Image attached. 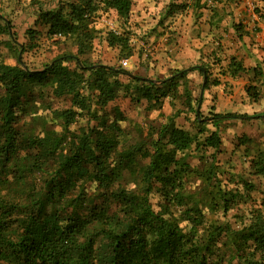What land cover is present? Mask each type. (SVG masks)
Returning <instances> with one entry per match:
<instances>
[{
  "label": "trees",
  "instance_id": "trees-1",
  "mask_svg": "<svg viewBox=\"0 0 264 264\" xmlns=\"http://www.w3.org/2000/svg\"><path fill=\"white\" fill-rule=\"evenodd\" d=\"M193 4L194 13L205 9L201 0ZM130 10V0H58L53 7H39L44 37L69 42L75 52L57 54L40 69L0 61V264H264L262 210L251 209L247 222L235 230L227 221H206L200 209L205 203L209 212L224 217L233 202L244 198L236 190H221L214 153L204 159L206 151L218 152L221 145L216 129L205 133L206 120L217 127L240 117L214 114L200 122L198 116V131L205 135L197 138L177 127L172 115L148 124L145 132L134 126L135 139L121 126L124 113L116 106L106 110L121 94L145 101L148 112L160 111L166 99L184 96L194 114L198 101L188 91L187 74L199 71L205 78L203 90L221 83L210 80L202 66L153 80L87 61L99 14L114 11L126 20ZM232 27L239 39L247 35L242 25ZM26 34L35 38L36 32ZM0 35L14 47L11 24L1 12ZM106 42L120 57H133L124 32H108ZM67 61L74 65L64 66ZM248 72L253 79L244 91L257 103L261 92L256 83L264 84L259 64L247 68L230 56L219 75L235 79ZM121 76L127 77V84L120 82ZM65 99L66 108L52 107L53 101ZM32 108L34 115L46 112L42 128L37 134L23 133L19 112ZM48 116L59 130L48 127ZM79 119L86 124L71 131L69 126ZM189 152L199 156L203 166L191 165ZM251 163L252 173L263 178L264 185V155ZM125 179L132 187L122 183ZM197 180L200 190L193 187ZM87 183H94L95 190L88 193ZM153 193L159 197L156 208L150 201Z\"/></svg>",
  "mask_w": 264,
  "mask_h": 264
},
{
  "label": "rangeland",
  "instance_id": "rangeland-1",
  "mask_svg": "<svg viewBox=\"0 0 264 264\" xmlns=\"http://www.w3.org/2000/svg\"><path fill=\"white\" fill-rule=\"evenodd\" d=\"M57 1L0 0V12L10 22L11 32L14 34V47L7 46L4 43L7 36L0 35V61L9 65H16L19 62L29 69H40L57 54L75 52L74 46L69 42L62 40L52 42L44 37L45 30L38 25L37 9L53 7ZM130 1L131 10L126 20L118 18L114 11L100 13L96 18L94 26L97 33L93 42V50L86 56L87 61L122 68L121 61L127 59L128 64L124 70L132 75L153 80L166 78L177 70L202 66L208 71L210 80L217 78L221 83L218 86L209 85L206 90H203L200 98V85L203 78L198 71H191L193 74L190 73L191 76L195 75V77L193 80L191 78L188 91L192 92V98L201 102L199 105L197 102L194 106V112L196 109L197 115L188 111L184 96L172 101L166 99L160 111L148 112L145 110V101L135 102L130 100L128 95L121 94L109 104L106 110L116 106L124 113L126 120L121 122V126L128 130L131 138L138 137V134L133 132L134 126L142 128V132H145L147 129L145 126L148 124L165 121L172 115H176L174 124L177 127L186 129L197 138H202L205 133L216 129L221 138L220 149L218 152L212 149L206 151L204 159L209 160V156L214 153V163L217 167L215 177L219 187L226 194L236 190L244 198L233 202L224 217L219 211L209 212L205 203L200 204V209L205 214L206 221L215 219L227 221L236 230L243 222H247L248 212L251 209H260L264 213L263 178L254 175L251 169V160L264 155V86L259 88L260 101L253 103L244 91L247 74L230 80L219 75V71L225 66L230 56L237 57L246 67L254 60H259L253 53L251 55L244 53L242 46L251 44L253 37L258 38L255 41L256 44H260L261 39L264 43V4L259 0H201V3L205 4V9L196 10L199 13H194L195 11H192L193 0ZM170 6L173 8L172 12L168 11ZM233 24L242 25L247 36L239 39L234 32ZM28 30L36 32L35 38H30L26 34ZM108 32L114 34L124 32V35L129 37L134 51L133 57H120L116 48L108 46L106 42ZM188 32L191 33L190 38H186ZM205 35L212 36V39L206 42L207 36ZM205 47L207 48L203 53ZM257 48L263 50L264 53V44L258 45ZM199 50L201 51L200 56H195ZM18 55H20V61H18ZM263 58L262 55L259 61ZM73 65V62L64 63V66ZM119 80L124 85L128 83L126 76H121ZM178 90L180 94L181 89ZM57 103L53 101L52 107L60 109V107L66 108L69 105L66 99ZM33 109L29 112H19V127L23 133L31 131L37 134L42 128L46 112L39 111L34 115L32 114ZM214 114H231L241 119H226L217 127H213L206 119ZM261 115L263 116L260 117ZM198 116L200 122L206 120L203 125L206 130L204 134L198 131L199 126L195 122ZM85 124V119H79L71 124L69 129L76 131L79 126ZM48 127L59 130L58 122L54 119L49 118ZM126 139L127 136L122 138V143ZM187 154L191 165L201 164L203 166L204 163L199 162V156L192 152ZM139 161L143 164L146 160ZM246 182L248 187L244 184ZM122 183H127V187H132L129 179H125ZM95 187L94 183L85 184L88 193L95 190ZM193 187L200 190L202 188L200 180L195 181ZM158 200V194L153 193L150 201L154 208Z\"/></svg>",
  "mask_w": 264,
  "mask_h": 264
},
{
  "label": "crops",
  "instance_id": "crops-1",
  "mask_svg": "<svg viewBox=\"0 0 264 264\" xmlns=\"http://www.w3.org/2000/svg\"><path fill=\"white\" fill-rule=\"evenodd\" d=\"M197 33V32H196ZM191 33L190 32H188L187 33V36H186V38H190L191 37V35H190ZM210 35H211V33H209ZM210 35H205V37L207 36V38H205L206 39V42H208V41H210L211 39H212V36H210ZM264 35V34H263ZM247 36V35H246ZM264 37V36H263ZM257 39L258 38H255V37H253L252 38V42H250L251 44H248V46L247 45H243L242 46V48L245 50V51H247V52H245L244 51V53H247V54H254L255 55V58L256 59H259L260 60V57L263 55L264 56V53H263V50L261 51V50H259L257 47H258V45H262V44H264V43H262V39L261 40H259L260 41V44H256L255 43V41H257ZM264 40V39H263ZM187 41V40H186ZM209 44H211V43H209ZM250 45V46H249ZM257 46V47H256ZM211 47V46H210ZM206 48L207 47H205L204 49H203V53H205V51H206ZM247 48V49H246ZM201 49H202V47H201ZM212 50H213V48H212ZM210 54L212 53V52H209ZM194 54H195V52H194ZM200 54H201V51L199 50L198 52H197V54L195 55V56H197L198 55V57L200 56ZM237 58V57H236ZM259 60H254L249 66H247V68H252V67H254L256 64H259L260 65V67H261V69H262V71L264 72V58L262 59V61H259ZM156 64H158V63H156ZM246 67V66H245ZM194 71H197V70H194ZM199 72V71H198ZM191 72H189L188 74H187V79L189 80V84H190V82H191V78H192V80L194 79V77H195V75L194 76H191V74H190ZM244 74H247V75H245L246 77H247V82H249V81H251L253 78H252V73L251 72H248V73H243V74H241L239 77H241L242 75H244ZM193 75V74H192ZM225 77V76H224ZM239 77H237V78H239ZM141 78V77H140ZM225 78H227V79H230V78H228V77H225ZM236 79V78H235ZM230 80H234V79H230ZM203 82V81H202ZM257 85H258V87L260 88V87H262V86H264V84L263 85H260V84H258V83H256ZM202 88V87H201ZM260 91V90H259ZM203 93V92H202ZM191 95H192V92H191ZM200 95V94H199ZM201 97H202V95H201ZM249 99V98H248ZM201 103V102H200ZM167 105V104H166ZM198 105H199V101H198ZM168 107V106H167ZM192 113V112H191ZM195 115H197L196 114V109H195ZM263 115H261L260 117H262ZM234 119H241V118H234ZM243 119V118H242ZM182 129H184V128H182ZM186 130V129H185Z\"/></svg>",
  "mask_w": 264,
  "mask_h": 264
},
{
  "label": "built area",
  "instance_id": "built-area-1",
  "mask_svg": "<svg viewBox=\"0 0 264 264\" xmlns=\"http://www.w3.org/2000/svg\"><path fill=\"white\" fill-rule=\"evenodd\" d=\"M127 64H128L127 59H123V60L121 61V65H122V68H123V69L127 66Z\"/></svg>",
  "mask_w": 264,
  "mask_h": 264
},
{
  "label": "water",
  "instance_id": "water-1",
  "mask_svg": "<svg viewBox=\"0 0 264 264\" xmlns=\"http://www.w3.org/2000/svg\"><path fill=\"white\" fill-rule=\"evenodd\" d=\"M18 61H20V55H18ZM204 82H205V78H203V83ZM202 92H203V88H201V90H200V98H201ZM199 104H200V100H199ZM196 114H197V112H196Z\"/></svg>",
  "mask_w": 264,
  "mask_h": 264
}]
</instances>
